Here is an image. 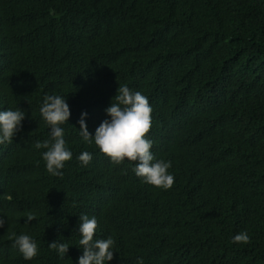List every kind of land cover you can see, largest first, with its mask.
Instances as JSON below:
<instances>
[{"label":"trees","instance_id":"obj_1","mask_svg":"<svg viewBox=\"0 0 264 264\" xmlns=\"http://www.w3.org/2000/svg\"><path fill=\"white\" fill-rule=\"evenodd\" d=\"M119 84L149 100L146 138L171 161V189L80 135L82 113L93 135L110 119ZM46 95L71 111L62 176L34 147L50 139ZM18 108L22 127L0 144V264H79L81 214L94 239H114L106 264H264V0H0V111ZM13 233L38 255L25 260Z\"/></svg>","mask_w":264,"mask_h":264},{"label":"clouds","instance_id":"obj_2","mask_svg":"<svg viewBox=\"0 0 264 264\" xmlns=\"http://www.w3.org/2000/svg\"><path fill=\"white\" fill-rule=\"evenodd\" d=\"M40 112L51 129L50 139L36 142L34 147L46 149L42 157L46 162L47 171L53 176H62L61 170L65 162L72 159V152L66 147L64 129L61 127L69 121L70 107L64 97L46 95ZM105 112L110 119L102 121L94 135L89 132L84 119L87 112L82 113L79 120L82 139L89 144L94 142L113 164H122L126 159L134 162L132 170L143 182L164 190L171 189L175 182L174 175L168 171L172 166L171 161L156 160L151 151L153 141L146 138L152 127V107L148 98L139 91H132L127 85L119 84L117 95L113 97ZM24 119L25 113L19 108L0 111V144H10L13 141ZM77 159L86 166L92 160V155L85 151ZM36 219V215L29 212L25 222ZM4 224L5 218L0 215V228ZM97 227L95 216H79V247L83 249L79 264H106L114 258V239H94ZM10 239H13V246L19 249L25 260H32L38 255V245L29 235L17 236L13 233ZM232 242L247 244L250 242V236L246 231L241 232L232 238ZM69 247L67 243L59 241L49 243V248L58 252L61 259L68 253ZM137 264H143V258H139Z\"/></svg>","mask_w":264,"mask_h":264}]
</instances>
